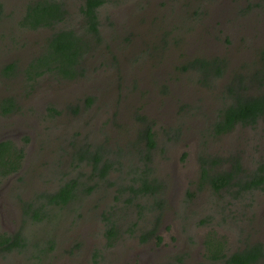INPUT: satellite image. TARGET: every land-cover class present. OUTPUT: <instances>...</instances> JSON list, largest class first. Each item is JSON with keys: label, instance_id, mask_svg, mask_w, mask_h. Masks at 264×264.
I'll use <instances>...</instances> for the list:
<instances>
[{"label": "rangeland", "instance_id": "374dc122", "mask_svg": "<svg viewBox=\"0 0 264 264\" xmlns=\"http://www.w3.org/2000/svg\"><path fill=\"white\" fill-rule=\"evenodd\" d=\"M1 1L4 11L0 20V62L17 60L18 63H24L34 54L42 53L51 29L45 27L33 31L20 22L25 5L35 0ZM64 2L70 17L67 16L59 26L78 29L83 22L79 14L83 0ZM251 3H254V7H250ZM114 5L106 3L99 9L103 42L97 46L93 55L87 57V74L91 73L88 80H56L53 78L56 76L46 75L35 82L36 87L30 89L29 94L23 92L31 87L22 83L18 76L13 80H0V96H17L22 103V111L33 114L30 118L24 117L21 110L5 114L0 109V138H12L17 147H26L27 154L23 166L11 175L10 184L6 187L9 190L13 184L18 185V177L23 176V196L34 199L39 190L57 188L65 177L62 175L64 172L69 176H76L79 171L90 174V165L77 168L71 165V140L96 144L105 139L112 147L129 146L140 127L138 120L137 123L132 120V113L138 114L144 110L157 124V146L152 151L155 161L152 169L165 185L167 202L160 208L154 199L135 196L131 204L127 203L125 200L128 198L119 191L131 183L125 180L131 175H125L123 179L118 176L119 172H114L111 177L113 186H105L103 189L98 186L90 193L79 196L78 201L60 208V220L55 218L50 224L38 223L33 222L28 214L17 225L7 224L4 233H0V240L4 237L14 239L21 233L25 245L5 251L0 249V264H143V261L146 264V260L151 261L152 258L156 260L154 264H160L173 257L183 256L185 249L192 256L182 258L181 263L202 264L200 254L207 250L202 243L197 242L205 239L208 231L215 233L217 230L225 234L227 251L242 249L246 244L258 240L264 242V189L242 192L237 187L231 190L229 187L215 193L208 187L198 186L201 170L199 155H203L205 149L223 159L218 169H230L232 155H235L242 162L244 170L249 173L255 171L264 161V121L259 120L255 125H238L229 133L215 136L210 123L221 107L222 96H216L215 92L203 88L194 75L183 81L182 85L179 75L174 77L175 91L172 99L175 100L176 92L180 90L187 94L185 103L188 105L182 110H178L175 103L170 101L164 104L165 96L153 79H150L149 85L151 93L146 94L144 100L138 98L139 93L136 92L129 98L130 102L117 104L118 95L112 78H109L118 74V63L124 61L123 65L119 64V68L122 74L129 75L128 79L133 80L128 86L137 82L133 76L134 68L130 65L144 55L154 57V49L162 44L165 27L174 28L171 21L174 20L173 24L175 21L187 23L192 14L184 12L189 10L194 13L203 7L209 11L210 17L204 23L212 28L211 33L222 40L229 36L232 41L231 44L217 42L207 36L209 42L204 43L206 52L233 58L232 61L238 67L243 63L254 66L257 50L252 45L264 43V0H123L121 7L115 8ZM173 9L178 10L179 18L174 16ZM131 17L134 19L127 21ZM146 24H151L154 29L145 41L149 47L139 45L138 42ZM133 26L138 43L134 46L123 40L126 32L134 29ZM220 29L223 32H218ZM243 38L251 44V48L244 46ZM185 46L198 51V47L193 45ZM170 53L175 55L177 51ZM154 62V59L148 61L144 69L135 67L140 79L159 74ZM95 65L99 68L93 72L91 69ZM20 70L23 72L24 68ZM100 78L101 83L97 81ZM87 96L94 98L90 106L84 105ZM50 101L56 107L79 105L81 110L72 116L66 112L55 120L49 119V127L43 131L41 125L46 119L43 117L42 121L40 113L45 114L43 111L50 105ZM224 102L228 103L229 100L225 99ZM170 123L175 129L168 128ZM77 131H80V135ZM25 135H30L32 140L22 144ZM34 139L36 141L32 144ZM40 145L57 150L54 151L57 157L60 156L61 147L64 151L66 149L62 159L66 162L58 169H55V163L50 166L49 159L53 157L46 155L42 158L44 154L38 148ZM227 159L230 162L225 165ZM89 179L90 184L92 179ZM100 184L103 185L104 181H100ZM115 195L122 200H117ZM109 205L119 207L116 215L125 219L122 222L124 231L113 244H108L110 240L106 237L103 220V213L108 211ZM206 214L210 223L200 225L199 221ZM133 220H137V224L130 227L128 222ZM155 225L156 234L161 239L152 236L145 242L141 241L139 235Z\"/></svg>", "mask_w": 264, "mask_h": 264}, {"label": "trees", "instance_id": "16d2710c", "mask_svg": "<svg viewBox=\"0 0 264 264\" xmlns=\"http://www.w3.org/2000/svg\"><path fill=\"white\" fill-rule=\"evenodd\" d=\"M198 1L203 2L204 0ZM121 2L123 0H83L79 6V14L80 18L82 16L83 22L80 23L78 29L59 26L66 18L70 17L69 11L64 6L66 4L64 0H35L29 3L23 12L21 24L33 31L46 27L51 29V34L45 39L46 45L44 51L40 54H34L31 60L27 62L28 64L23 63L27 64L23 72L15 63L5 64L0 71V80L5 81L9 79V73L16 78L18 76L22 83L31 87L23 92L26 94H29L30 89L36 87L35 82L37 80L46 75L59 76L60 80H88L91 73L87 74V57L93 55L97 46L103 42L100 31L101 18L99 17V9L106 3L115 4L114 7L119 8L121 7ZM250 7H254V3H251ZM3 11L4 6L0 2V20ZM173 12L174 16L179 18L178 10L173 9ZM184 13L192 14L190 21L187 23L175 21L174 24V20L171 21L170 24L174 28L167 29L165 27L162 44L154 49V57L144 55L135 60L133 65H130L131 68H134V71L132 70L133 76L137 82H133L128 86L130 81L133 80L128 79L129 75L122 74L123 71L119 68V64L123 65L124 61L122 63L119 61L118 70L116 69L118 74L109 76L110 80L112 78L114 82L115 91L118 95L117 104L130 102L129 98L135 95L136 92L139 93L138 98L144 100L145 95L149 92L151 93L152 89H149V85L150 79H153V81L158 83L162 95L165 96L164 104L170 101V103H175L178 110L185 109V106L188 105L185 103L187 94H184L183 90L178 91L179 93L176 92L175 100L172 99L175 91L173 85L174 77H178L179 75L178 78L182 85L183 81L191 79L194 75L197 82L203 88L215 92L216 96H222L221 107L217 109L215 117L211 119L210 123L215 136L229 133L238 125H255L259 120L264 121V43L259 46H256L255 43L252 45L257 50V60L253 63L254 66L243 63L238 67L235 64L236 62L232 61L233 58L229 59L221 55L215 56L206 52L204 43L209 42L207 36H210L217 42H226L228 44L232 42L229 36H226L222 40L211 33L212 28H208L209 25L204 23L210 17L209 11L203 7L202 10H195L194 13L189 12V10ZM130 19H134V17L128 18L127 21H130ZM139 21H141V18ZM150 26L149 24L144 25L140 35L142 38H139L138 41L139 45L145 44L149 47V44H146L145 41L153 33L154 29L151 24ZM132 30L126 32L123 40L124 42H128V45L134 46L138 43L136 40V30L135 28ZM218 32L223 31L220 29ZM169 35L171 36L168 39ZM192 39L193 41L191 42ZM244 40L243 38L242 43L244 46L251 48V44ZM187 44L198 47V51L186 48L185 45ZM170 51H177V53L172 55ZM150 55L151 53H149ZM112 56L116 59L113 52ZM242 57L246 59L245 56ZM151 59L155 60L154 66L158 67L159 74L140 79L135 67L144 69L148 66L147 62L151 61ZM168 63L170 64L168 65ZM98 68L99 66L95 65L91 71H96ZM21 73L23 76H21ZM184 75L187 77L185 78ZM101 79H97V81L101 83ZM225 99L229 100V102L225 103ZM93 102V96H87L84 105L90 106ZM22 108V103L12 96L0 101V109L5 114L14 110H21L22 114L26 117L33 116L32 113L23 112ZM79 109L81 110L79 105L66 106V108L61 109H57L55 105H49L46 108L45 114L40 113L42 114L40 116L48 120H55L66 112H69L71 116L72 114H78ZM148 115L144 113V110L138 114L132 113V120L135 123L138 120L140 127L136 130V136L129 146L112 147L111 143L106 140L96 144L91 142L85 143L83 141L77 143V141L71 140V143H73V146L70 148L69 158L71 165L73 164L76 168L85 164L90 165L91 172L88 174L79 171L76 176H69L67 172H64L62 175L65 177L62 178L57 188L39 190L35 195L36 199L31 203L32 206L35 205L34 208H29L33 222H49L50 224L55 218L60 220V208L69 205L70 202L78 201L79 196L88 194L98 187L100 180H93L92 183H88L89 178L94 175L102 178L107 185L113 186L114 181L109 176L111 171L119 172L118 176L123 179H125L123 176L131 175L129 179H125L131 183L123 187V191H119L120 194L128 198L125 200L127 203L131 204L135 196L137 198L145 196L154 199L155 204L163 208L167 202L164 191L165 185L152 169L155 163L152 158V151L157 146L155 131L157 124ZM27 124L29 126V123ZM41 126H43V131H47L49 123H43ZM135 126L138 125L135 124ZM110 127L112 129V126ZM168 128H172L173 130L175 126L170 123ZM77 134L80 135V131H77ZM31 140L32 137L30 135H25L22 144L30 143ZM40 147V150L43 151L42 154H44L42 158H45L46 155L53 157L49 159V165L51 166L52 163H55V169L60 168L66 162L62 160L65 157L64 152H66V149L64 151L61 147L59 150L60 156L57 157L54 154V151L57 150H53L52 147L49 148L45 145H40ZM25 148L24 146L17 147L16 142L12 138L0 141V183L9 175L19 171L23 166V160L27 155ZM202 153L203 155H199L201 170L198 185L201 188L208 187L215 193H219L229 187L230 190L237 187L242 192L252 189H264V161L260 163L255 171L249 173L243 169L242 162L235 155H232L233 161H231L232 167L230 169H218L223 159L215 156L217 154L207 149ZM228 162L230 161L227 159L225 165ZM18 179V182H22L23 176H20ZM22 190L23 187L21 188ZM237 190L235 191L237 192ZM22 194L20 195L21 200L24 204H28L29 201H25L28 199L24 200ZM190 196L192 197V195ZM115 198L120 201L122 200L118 196ZM117 208L119 207L109 205L108 211L103 213L106 237L110 240L108 244H113L114 241L121 237L124 231L122 222H125V219L123 218L124 220H122L121 217L120 219L116 215ZM209 221L206 214L202 216L199 224H209ZM128 224H130V227H134L137 224V220L128 222ZM130 230L133 231V228ZM156 230L157 225L148 231L142 232L139 235L140 240L145 242L152 236L161 239L156 234ZM24 245L21 233H18V236L14 239L4 237V239L1 238L0 240V249L4 251ZM205 247L207 251L203 254L202 264H264V245L260 242L248 243L242 249L227 251L225 234L216 230L215 233L208 231ZM166 264L174 263L167 262Z\"/></svg>", "mask_w": 264, "mask_h": 264}, {"label": "flooded vegetation", "instance_id": "af4514ba", "mask_svg": "<svg viewBox=\"0 0 264 264\" xmlns=\"http://www.w3.org/2000/svg\"><path fill=\"white\" fill-rule=\"evenodd\" d=\"M0 2H2L1 0H0ZM27 5L28 4H26L25 5V7H24V11L26 10V7H27ZM65 6V5H64ZM65 8H67L66 6H65ZM24 47V46H23ZM34 56V55H33ZM32 56V57H33ZM31 57V58H32ZM31 58L29 59V60H27L26 62H24V63H27L28 61H30L31 60ZM8 63H15L16 65H17V67H19V68H21V67H23L24 68V70L26 69V65L28 64H23V63H18V61L17 60H11L10 62H8ZM8 63H5V62H0V71H1V69L4 67V65L5 64H8ZM16 77L15 76H13L12 74H10L9 73V79H11V80H13V79H15ZM54 79H56V80H58V78H60L59 76L58 77H53ZM61 79V78H60ZM64 80H66V81H71V80H67V79H64ZM12 97H17V96H13V95H11ZM6 97H9V96H0V101L1 100H3V99H5ZM16 100H19V99H17L16 98ZM52 102L50 101V105L52 106ZM66 104H65V106L64 107H61V106H57V109H61V108H66ZM35 110H37L38 111V109H36L35 108ZM37 111L35 112V113H37ZM44 113L46 112V109H44V111H43ZM42 113V112H41ZM42 115V114H41ZM24 117H26V116H24ZM30 118H31V116H30ZM42 118V121H44V118L43 117H41ZM46 119V122H42V124L43 123H45V124H47L48 123V119L47 118H45ZM18 123V122H17ZM5 139H8V138H4V137H2V138H0V141H4ZM36 140L34 139L33 141H32V144H34V142H35ZM102 141H105V139H103V140H101L100 142H102ZM39 149L41 148V147H38ZM35 157V156H34ZM114 173V171H111L110 173H109V176H110V179H111V177H112V174ZM11 176H9V177H7L5 180H3L1 183H0V233H4V227H6V225L7 224H9V223H13V224H15V225H17V224H19L20 222H21V220L23 219V217H26L28 214H30V209L29 208H34V206H32V204L31 203H33L34 202V200L36 199V197L34 198V199H28V201H29V203L28 204H24L23 203V201L21 200V198H20V195L23 193L22 191H21V188L23 187V183L22 182H20V183H18V185L17 184H13V186H12V188L11 189H9V190H7L8 189V187H6V186H9V184H10V180H9V178H10ZM91 179H92V181L93 180H100V181H102L103 179L102 178H99V177H97V176H93V177H90ZM114 178V177H113ZM99 181V182H100ZM104 181V180H103ZM98 186H100V188H104L105 186L107 187V186H109V185H107L105 182H104V184L103 185H98ZM24 187H26V184L24 185ZM252 190H255V189H252ZM251 190V191H252ZM259 190H261V191H263L262 189H259ZM247 191H250V190H247ZM22 192V193H21ZM22 197H23V199L25 200L26 198L23 196V194H22ZM115 197H116V195H115ZM16 204H18V205H16ZM29 209V210H28ZM13 213H14V215H13ZM18 217V218H17ZM15 222V223H14ZM8 230V229H7ZM8 231H10V230H8ZM9 235H11V234H9ZM207 238V236L205 237V239ZM205 239L203 238V239H200L197 243H202L203 244V248H205ZM255 242H260V243H262L263 245H264V242H262V241H255ZM252 243V242H251ZM244 248V247H243ZM204 252L205 251H203V253L202 254H200V257H199V259L202 261L203 260V254H204ZM189 256H192V253H190V251L189 250H187V249H185V251H184V254H183V256H176V257H173L171 260H168V261H166V262H163V263H160V264H166L167 262H172V263H174V264H183V263H181V259L182 258H188ZM193 256H196V255H193ZM160 261H161V259L160 258H158ZM156 260L154 259V258H152L151 259V261H149V260H146V264H154V262H155ZM143 264H144V261H143Z\"/></svg>", "mask_w": 264, "mask_h": 264}, {"label": "clouds", "instance_id": "9594fccd", "mask_svg": "<svg viewBox=\"0 0 264 264\" xmlns=\"http://www.w3.org/2000/svg\"><path fill=\"white\" fill-rule=\"evenodd\" d=\"M9 176H11V175H9ZM9 176H8V177H9ZM18 178H19V177H18ZM5 179H6V178H5ZM5 179H3V180H5ZM3 180H2V181H3Z\"/></svg>", "mask_w": 264, "mask_h": 264}]
</instances>
